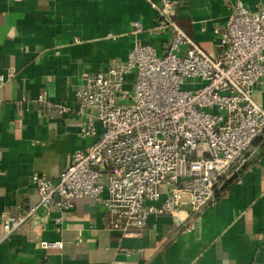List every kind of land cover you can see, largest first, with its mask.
I'll return each mask as SVG.
<instances>
[{"label": "crops", "instance_id": "1", "mask_svg": "<svg viewBox=\"0 0 264 264\" xmlns=\"http://www.w3.org/2000/svg\"><path fill=\"white\" fill-rule=\"evenodd\" d=\"M171 18L207 55L218 53L215 28L235 0H172ZM264 9V0H241ZM158 0H0V217L16 203H36L34 173L57 179L81 136L76 90L84 74L124 61L134 45L163 53L170 34L151 31ZM135 21L141 28L138 30ZM54 107L48 111L38 95ZM253 99L264 107V87ZM248 166L218 188L211 205L190 216L188 205L151 214L137 237L108 228L99 201L83 197L67 211L39 209L19 231L4 235L0 264H264V135ZM59 218V222L56 219ZM60 241L61 248H42ZM140 249L125 255L126 249Z\"/></svg>", "mask_w": 264, "mask_h": 264}, {"label": "built area", "instance_id": "2", "mask_svg": "<svg viewBox=\"0 0 264 264\" xmlns=\"http://www.w3.org/2000/svg\"><path fill=\"white\" fill-rule=\"evenodd\" d=\"M153 6L150 30L170 34L169 47L159 53L134 45L124 61L83 75L75 113L90 142L72 153L57 179L31 175L38 201L3 212L4 235L21 230L39 209L67 211L90 197L108 211L109 229L137 237L151 214L173 215L188 205L190 216L197 215L250 164L253 143L264 135V107L252 97L254 88L264 87V9L235 0L225 24L214 29L218 53L209 56L171 18L172 0ZM12 77L0 73V88ZM37 101L48 111H65L41 94Z\"/></svg>", "mask_w": 264, "mask_h": 264}]
</instances>
